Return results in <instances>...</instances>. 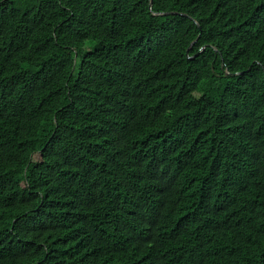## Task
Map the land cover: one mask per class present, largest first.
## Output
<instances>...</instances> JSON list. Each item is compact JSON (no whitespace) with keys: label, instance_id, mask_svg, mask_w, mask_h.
Segmentation results:
<instances>
[{"label":"trees","instance_id":"1","mask_svg":"<svg viewBox=\"0 0 264 264\" xmlns=\"http://www.w3.org/2000/svg\"><path fill=\"white\" fill-rule=\"evenodd\" d=\"M0 264H264V0H0Z\"/></svg>","mask_w":264,"mask_h":264},{"label":"water","instance_id":"2","mask_svg":"<svg viewBox=\"0 0 264 264\" xmlns=\"http://www.w3.org/2000/svg\"><path fill=\"white\" fill-rule=\"evenodd\" d=\"M151 4H152V2H151Z\"/></svg>","mask_w":264,"mask_h":264}]
</instances>
